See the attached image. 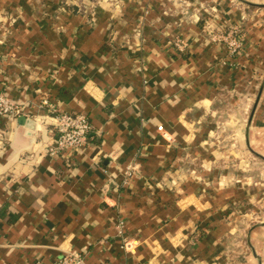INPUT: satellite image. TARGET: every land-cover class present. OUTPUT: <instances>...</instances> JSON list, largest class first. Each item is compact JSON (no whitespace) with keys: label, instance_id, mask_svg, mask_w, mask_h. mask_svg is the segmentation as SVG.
I'll use <instances>...</instances> for the list:
<instances>
[{"label":"crops","instance_id":"1","mask_svg":"<svg viewBox=\"0 0 264 264\" xmlns=\"http://www.w3.org/2000/svg\"><path fill=\"white\" fill-rule=\"evenodd\" d=\"M94 4L0 0V264H264V0ZM43 101L89 116L82 150L48 154Z\"/></svg>","mask_w":264,"mask_h":264},{"label":"built area","instance_id":"2","mask_svg":"<svg viewBox=\"0 0 264 264\" xmlns=\"http://www.w3.org/2000/svg\"><path fill=\"white\" fill-rule=\"evenodd\" d=\"M242 28L232 27L229 31L222 33L215 41L224 42L231 57L240 55L242 49ZM177 47L183 50L186 47L184 42H176ZM49 106L50 113L54 116L55 140L49 146L48 154L57 157L64 152H79L88 144L92 137L94 127L88 115L84 113H64L58 111L47 101L42 102V106ZM24 106L14 101L6 95H0V116L5 118L17 119L23 115ZM135 166L128 169L127 176L131 175ZM127 181V180H126ZM120 231L124 235L123 221L120 222ZM123 248H128L129 243L124 239ZM87 253L78 251H68L63 253L55 264H87Z\"/></svg>","mask_w":264,"mask_h":264},{"label":"rangeland","instance_id":"3","mask_svg":"<svg viewBox=\"0 0 264 264\" xmlns=\"http://www.w3.org/2000/svg\"><path fill=\"white\" fill-rule=\"evenodd\" d=\"M95 1V3H98V4H94V5H99V4H107V0H94ZM12 24H14V21H12ZM240 27L241 28V25L240 24H236V25H229V26H226V27H224V28H221V29H219V30H214V32H212V27H210V26H207V29L209 30V31H211L212 33H210L209 34V40L211 41V42H213V43H216V44H224V46L226 47V44L224 43V42H219V41H215L214 39L215 38H217L219 35H221L222 33H224V32H227V31H229L232 27ZM227 48V47H226ZM229 53V52H228ZM230 55V54H229ZM228 128H231V129H229V130H227V132H226V134L228 135V136H232V138H234L235 137V132H234V127H232V126H229L228 125ZM242 138H243V143H244V135L241 137V140H242ZM251 154V153H250ZM249 154V156H251L252 157V155H250ZM261 162V161H260ZM262 163V162H261Z\"/></svg>","mask_w":264,"mask_h":264}]
</instances>
